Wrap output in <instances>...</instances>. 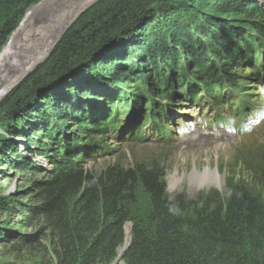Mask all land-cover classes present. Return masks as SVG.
<instances>
[{
    "label": "trees",
    "instance_id": "obj_1",
    "mask_svg": "<svg viewBox=\"0 0 264 264\" xmlns=\"http://www.w3.org/2000/svg\"><path fill=\"white\" fill-rule=\"evenodd\" d=\"M38 1L0 0V50L26 10ZM157 1L100 0L86 9L62 36L48 65L71 44L124 29L130 21L139 23L52 89L18 104L10 117L9 123L16 128L30 129L34 138L38 131L43 132V138L51 140L50 148L41 153L52 163V177L40 184L39 192L46 198L44 209L54 215L50 220L57 232L56 264H111L125 244V224L133 220L130 204L139 187L148 194L154 227L149 230L133 221L122 264H264V251L258 243L242 244L245 239L251 244L257 241L256 236L264 238L263 184L256 192L234 185L225 200L212 202L206 196L190 209L181 195L166 196L163 169L153 165L113 163L97 172L79 165L100 150L97 136L121 140L128 132L125 137L133 139L149 120L161 129L167 105L158 107L161 98L172 101L173 107L183 98L198 101L202 90L192 87L184 66L193 67V79L216 100L223 98L222 88L229 86L232 96L242 87L227 67L264 57V8L260 5L264 0H218L215 13L205 10L211 0H188L181 11L189 23L177 29L175 23L169 27L167 16L159 18L150 8ZM261 76L250 77L255 82ZM132 77L136 78L135 92H127L135 97L128 105L124 89ZM111 78L121 88L111 86L107 80ZM23 88L20 85L5 97L6 108L14 109L12 104ZM146 99L148 109L143 106ZM130 105L138 119L122 129L120 115ZM67 120L72 123L69 131L56 129L55 123L64 125ZM11 143L0 136V165L9 161L6 153L10 158L16 155ZM34 164L26 162L24 168ZM70 200L68 217L62 210ZM0 211H10L5 196H0ZM2 236L0 232V241Z\"/></svg>",
    "mask_w": 264,
    "mask_h": 264
},
{
    "label": "rangeland",
    "instance_id": "obj_2",
    "mask_svg": "<svg viewBox=\"0 0 264 264\" xmlns=\"http://www.w3.org/2000/svg\"><path fill=\"white\" fill-rule=\"evenodd\" d=\"M217 1L211 0L212 4L209 3V7H205V10L213 13L217 8ZM188 2V0H163L161 2L159 0L154 2L150 8L156 11L159 18L162 15L167 16L171 23L169 27L175 23L174 28L177 29V26L189 23L185 12L181 11L186 8L185 3ZM38 3L39 1L35 5ZM260 5L264 8L262 1ZM75 21L74 18L56 42ZM170 30L171 28L167 36ZM178 32L175 31V34ZM159 35L161 36L160 32ZM119 38L121 39V36ZM56 42L45 58L35 63L34 67L30 68L0 97V136L10 140L12 146L15 147L12 152L16 151V155L11 158L10 154L6 153L9 161L0 165V196L7 198L10 208V211H0V232L3 233L0 241V263L56 264L54 249L57 243V232L50 220L54 215L44 209L46 198L39 192L40 184L52 177V163L41 153L48 150V147L50 148L51 140L43 138V132L38 131L37 138H34L30 129L24 126L18 129L11 125L9 120L15 109H8L5 105V97L12 90L20 85L26 86L32 76L44 70L51 51L57 45ZM202 42L207 44L204 39ZM177 51L179 53L178 49ZM132 57L135 61L136 56L132 55ZM262 62H264V57L259 61L255 58L250 62H244L239 67H227V72L235 74L242 85L237 91L238 94L232 96V101L229 100L228 93H225L222 99L214 96L216 100L206 95L203 84L194 80L196 75L192 72L193 67L186 69L183 65V70L189 72L187 79L192 82V87L198 86V92L202 90L198 95V101L193 102L189 98H183L180 105L173 107L172 101L167 102V99L161 98L158 107L167 104L165 114H163L165 122H161L164 125L161 129L157 127L154 120H149L140 130V136H135L133 139L125 137L128 132L121 135V140L105 135L97 136L96 140H100V145L103 144L104 147L99 145L100 150L94 157L87 156L79 165L95 172L113 163L123 166L136 162L153 165L160 170L163 169L166 196L181 195L190 209L194 206L193 204L200 203L206 196H210L209 199L212 202L225 200L234 185H245L254 189L255 192L261 191L262 184L264 185V78L257 83L252 82V79H255L259 73L264 75ZM219 63L217 61V65ZM5 64L3 62L0 64L1 75L5 74H3L5 71L3 66L7 69ZM29 75L31 76L27 78ZM250 76L253 78L251 79ZM135 79L132 77L128 83L129 86L127 88L124 86L126 88L124 95L127 97L128 105L135 96H131L127 90L135 92ZM7 80L6 76L0 77V91L7 84ZM107 80L112 82L111 86L114 85V88H121L116 79ZM111 86L110 88L114 90ZM222 91L226 92V89L223 88ZM44 92L36 93L34 97ZM179 92L182 91L179 90ZM214 92L216 94V91ZM174 97V102H176L178 95ZM243 98L249 101L248 106ZM143 104L148 109L147 99ZM130 108L131 105L120 115L122 129L133 126L131 123L138 119L136 114L133 115V109ZM236 118H239L240 122ZM67 122L64 125L55 123L56 129L69 131L72 123L68 120ZM9 129L17 131L16 134L10 135L13 131ZM26 162L35 164L24 168ZM211 172H214L217 178L212 179ZM172 177L176 178L175 183L171 181ZM34 182L41 183L36 185ZM72 204L73 200L68 201L67 206L62 210V212L66 211L68 217L72 211ZM130 207L133 220L125 224L126 237L133 221L152 230L154 224L151 218L149 197L141 187L137 188ZM258 225L261 227L262 224ZM256 239L257 241L254 240L251 244L245 239L242 244L253 245V242H256L264 251V238L256 236ZM122 248L123 246L118 249V254ZM249 250L250 247L247 251ZM122 263L119 258L111 264Z\"/></svg>",
    "mask_w": 264,
    "mask_h": 264
},
{
    "label": "bare ground",
    "instance_id": "obj_3",
    "mask_svg": "<svg viewBox=\"0 0 264 264\" xmlns=\"http://www.w3.org/2000/svg\"><path fill=\"white\" fill-rule=\"evenodd\" d=\"M93 0H41L31 7L22 18L19 26L0 50V64L6 63L3 71L7 84L0 91V97L9 87L22 78L49 53L62 32L74 20L79 10ZM189 104V103H188ZM190 105V104H189ZM214 106V105H213ZM212 179L217 178L214 172ZM171 181L176 182L172 177ZM130 231L126 241L129 240Z\"/></svg>",
    "mask_w": 264,
    "mask_h": 264
},
{
    "label": "water",
    "instance_id": "obj_4",
    "mask_svg": "<svg viewBox=\"0 0 264 264\" xmlns=\"http://www.w3.org/2000/svg\"><path fill=\"white\" fill-rule=\"evenodd\" d=\"M97 1L99 0H93L88 5L82 7L80 11L77 13V15L75 16V19H77L81 13H83L86 9H88L91 5H93ZM33 5H31L26 11H28ZM138 23L139 22L134 23L130 21L124 29L122 28L120 30L113 31L111 33L108 32L105 34H101L99 37L92 39V40L86 39L87 41L83 43H78L79 45L71 44L70 46H68L49 65L46 64L42 72L39 71V73L35 74L34 76L30 78V80L28 81V84L26 86H23L24 88L22 89L18 97L16 98V101L13 102L12 104L13 108L17 110L16 108L18 104H22L26 102L27 99L33 98L35 96L34 94L36 93L39 94V93L46 91L48 87H50L54 83L61 81L63 78H66L72 75L77 70L86 66L101 52L112 47L120 39L119 38L120 36L122 38L124 33L130 31V29L135 27ZM59 41H57L56 44H58ZM56 46L51 51L52 53L55 51ZM30 76L31 75L27 76V78ZM16 88H18V86ZM130 237L131 236L129 234V240L123 245V248L121 249L120 253L117 255L115 259L121 258L123 251L126 249L127 245H129L130 243Z\"/></svg>",
    "mask_w": 264,
    "mask_h": 264
},
{
    "label": "clouds",
    "instance_id": "obj_5",
    "mask_svg": "<svg viewBox=\"0 0 264 264\" xmlns=\"http://www.w3.org/2000/svg\"><path fill=\"white\" fill-rule=\"evenodd\" d=\"M254 69H255V68H254ZM263 78H264V75H263V73H262L261 79H260V80H255V83L262 81ZM229 88H230L229 86L225 87L226 92H223V91L221 90V95L224 97L225 93H228V95H229L228 98H229L230 101H232V100H233V97H232V96L237 95L238 92H234V95L230 96L231 94H230V89H229ZM222 89H223V88H222ZM221 99H222V98H221ZM243 101L246 102V103L249 105V101H247L245 98H243Z\"/></svg>",
    "mask_w": 264,
    "mask_h": 264
}]
</instances>
